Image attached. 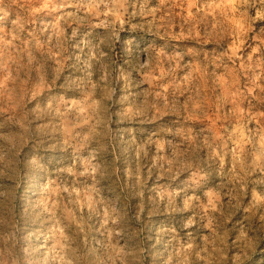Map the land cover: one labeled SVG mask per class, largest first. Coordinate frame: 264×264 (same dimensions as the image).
I'll use <instances>...</instances> for the list:
<instances>
[{
  "label": "clouds",
  "instance_id": "obj_1",
  "mask_svg": "<svg viewBox=\"0 0 264 264\" xmlns=\"http://www.w3.org/2000/svg\"><path fill=\"white\" fill-rule=\"evenodd\" d=\"M264 0H0V264L264 255Z\"/></svg>",
  "mask_w": 264,
  "mask_h": 264
},
{
  "label": "rangeland",
  "instance_id": "obj_2",
  "mask_svg": "<svg viewBox=\"0 0 264 264\" xmlns=\"http://www.w3.org/2000/svg\"><path fill=\"white\" fill-rule=\"evenodd\" d=\"M256 102L264 103V97H258ZM250 264H264V255L256 256L253 261L250 262Z\"/></svg>",
  "mask_w": 264,
  "mask_h": 264
}]
</instances>
